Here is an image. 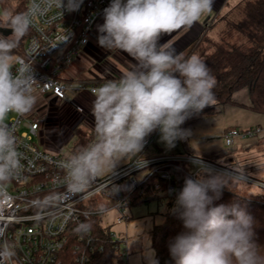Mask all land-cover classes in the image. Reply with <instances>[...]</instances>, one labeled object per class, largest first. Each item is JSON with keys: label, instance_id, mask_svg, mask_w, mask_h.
Returning <instances> with one entry per match:
<instances>
[{"label": "clouds", "instance_id": "9594fccd", "mask_svg": "<svg viewBox=\"0 0 264 264\" xmlns=\"http://www.w3.org/2000/svg\"><path fill=\"white\" fill-rule=\"evenodd\" d=\"M82 0H47L61 11L78 10ZM214 0H111L98 25V45L127 53L135 61L119 80L93 90L91 112L95 141L72 154L64 163V184L72 193L86 192L98 177L114 172L130 156H142L147 138L156 131L169 149L190 132L181 125L213 106L216 78L197 54L187 58L164 36L188 31L213 11ZM41 11L35 3L27 11L7 10L0 18V185L15 179L21 168L15 128L10 113L26 115L36 102L34 64L13 53ZM18 64L16 72L12 67ZM47 86V84H45ZM142 156L136 162L144 167ZM196 178H186L176 197L174 211L183 230L170 239L175 264H264V245L257 243L253 218L238 204L214 205L222 189L239 177L213 173L197 163ZM231 180V183L229 181ZM150 264L158 262L150 259Z\"/></svg>", "mask_w": 264, "mask_h": 264}, {"label": "built area", "instance_id": "2783aa9c", "mask_svg": "<svg viewBox=\"0 0 264 264\" xmlns=\"http://www.w3.org/2000/svg\"><path fill=\"white\" fill-rule=\"evenodd\" d=\"M32 3L33 0H26L25 11ZM35 3L41 11L34 19L29 36L21 40L26 43L20 51H16L19 47L14 51L18 53L14 57L34 64V78L41 84L36 87L35 94L52 95L50 106L61 115L59 125L65 133L76 126L89 125L92 120H88L91 109L82 107L80 100L95 99L94 89L109 80H116L101 75L88 82L63 78L64 70L72 69L92 46H99L97 26L104 22L103 10L111 0H82L78 10L72 12L61 11L55 5L48 7L47 0H35ZM18 67V64L13 65V73ZM14 114L10 113L5 122L15 128L22 168L15 179L0 185V264H87L89 253L93 251L89 236L77 233L75 243L70 245L77 227L95 215L101 216L104 225L109 227L105 218L110 211L118 213L117 223L129 222L132 219L129 213L131 194L140 191L154 174L167 184L166 194H174L177 183L169 169H179L180 163L195 166V171H189L193 179L199 171L197 163H201L213 173L236 176L264 187L262 182L190 156L144 158L146 165L137 167L136 162L153 143L154 138H151L140 153L142 156L137 155L113 173L98 177L86 192L72 193L64 184L63 163L68 158L44 149L48 134L37 119ZM64 114L68 115L66 121L62 120ZM22 128L28 131L21 132ZM34 137L40 138L41 143L35 142ZM237 139L262 140L264 126L233 128L223 136L224 144L229 148ZM113 237L128 257L126 242L114 233Z\"/></svg>", "mask_w": 264, "mask_h": 264}, {"label": "trees", "instance_id": "16d2710c", "mask_svg": "<svg viewBox=\"0 0 264 264\" xmlns=\"http://www.w3.org/2000/svg\"><path fill=\"white\" fill-rule=\"evenodd\" d=\"M0 5L3 12L7 10L12 13H22L26 9V0H0ZM233 12H237V18L227 22L220 41L211 43L207 35L210 29H207L198 43L194 42L188 47L185 57L196 54V49H199L202 42L209 43L208 49L199 56L207 63L216 78L213 104H232L236 92L248 89L250 109L264 115V0H242L230 13ZM29 34L30 32L24 38ZM23 44L24 42H21L20 46L22 47ZM156 133L157 131L151 134L147 140L154 138ZM95 139V132L89 134L80 132L73 152L80 151ZM260 142L264 143V139ZM132 157L134 159L136 156ZM179 165V169H169L177 183L174 194H166L167 184L155 174L141 186L140 191L131 194L132 206L166 201L164 220L161 224H155L152 231L151 247L158 264H175L169 253L168 243L183 230L182 221L174 208L177 194L182 190L185 179L191 177L186 164ZM260 182L264 183V181ZM258 187L261 191L250 196L225 187L220 198L214 201V205L238 204L253 218L255 239L257 243L264 245V187ZM76 230L70 245L75 243L78 233L89 236L93 248L89 253L87 264H127L124 249L120 248L119 242L113 237L111 227L104 225L101 216L95 215L90 220L84 221Z\"/></svg>", "mask_w": 264, "mask_h": 264}, {"label": "crops", "instance_id": "0c3cea01", "mask_svg": "<svg viewBox=\"0 0 264 264\" xmlns=\"http://www.w3.org/2000/svg\"><path fill=\"white\" fill-rule=\"evenodd\" d=\"M241 1L227 0L226 4L218 9L213 5V11L202 16L198 23L207 22L211 17L214 18L216 14L228 13ZM63 78L65 80L88 82L96 77L93 75H81L77 77L68 71L63 72ZM250 106L249 90L243 89L233 95L232 104H213V106L206 107L198 115L187 119L181 127L188 130L190 135L186 139L176 141V148H174L173 153L175 155L170 154L171 157L185 158L190 156L201 158L213 162L221 168L234 172L239 176L255 180L241 172L245 170V160L248 152L256 148L260 141L237 139L235 144L230 148L225 146L223 141V136L229 129H247L255 126H264V115L255 113L250 109ZM153 143H155V139H153ZM159 156L168 155H163L159 152L150 157ZM131 157L121 161L116 168L130 162ZM110 173L106 172L102 176H107ZM153 203L156 204L154 209H151L152 203L132 206L129 211L132 219L127 223L119 224L116 222L118 217L116 211H110L107 214L108 217L105 218V224L111 227V231H113L119 240L127 244V264H150V259L155 261V252L151 247L152 231L155 224L163 222L166 205L164 203ZM163 207L164 210L161 211ZM117 228H120V230L116 231Z\"/></svg>", "mask_w": 264, "mask_h": 264}, {"label": "rangeland", "instance_id": "374dc122", "mask_svg": "<svg viewBox=\"0 0 264 264\" xmlns=\"http://www.w3.org/2000/svg\"><path fill=\"white\" fill-rule=\"evenodd\" d=\"M227 0H214L215 8H221L225 5ZM235 8V7H234ZM232 8L228 13H219L214 16V18H210L209 21L203 23H196L190 30L188 31H179L173 33L171 36H164L161 43L171 42L173 43L177 53H183L186 56V51H188V47L192 45L194 42H199L202 35L205 34L207 29H210L208 32V38L211 43L220 41L222 37V33L227 26V22L231 19L237 18V12H232L234 9ZM3 10L0 5V16L3 17ZM229 15V16H228ZM224 17V19H223ZM26 42H24L25 44ZM210 46L207 42H202L199 46V49H196V54L200 55L205 49H208ZM19 46V50H20ZM16 50V51H19ZM211 51V50H210ZM18 53H14V56ZM135 61L132 60L127 53H124L119 50L109 51L100 46H92L89 52L83 56L81 59L77 60L72 69L64 70V72L70 71L71 74H75V76L81 75H93L94 77L104 76L107 79H116L119 80L122 74L132 68ZM73 76V75H72ZM37 102L32 109L23 117H28L32 119H37L38 123L43 129L47 132L46 140L44 141V149L53 154H59L66 158H69L72 154H74L73 149L74 145L78 140V135L80 132L91 133L94 132L95 118L92 115L88 120L92 119L89 125L83 124L76 126L75 129L62 132V128L60 127V116L56 109L50 106V101L52 99L51 94H42L36 93ZM94 99L86 98L80 100V105L83 107H88L91 109V104ZM60 104V102H59ZM51 107V108H50ZM16 115V114H14ZM65 116V117H64ZM66 114L62 116V120H67ZM11 117V116H9ZM94 119V120H93ZM44 125V126H43ZM41 127L39 129H41ZM28 131L26 128H22L21 132ZM155 143H152L148 149L144 152V158L153 156V154H158L159 152L163 155L171 156L170 154L174 153V148L169 149L163 142L160 141V133L157 131L155 137ZM35 142L41 143V139L38 137H34ZM261 141V140H259ZM53 142V143H52ZM178 147V146H177ZM159 151V152H158ZM175 155V154H173ZM133 159L131 157L130 161ZM245 170L242 171L244 175L255 179L257 182L264 181V143L259 142L258 146L254 149H251L248 152L247 158L245 160ZM188 170L190 172L195 171V166L189 165ZM101 177V176H100ZM236 177V176H234ZM250 179V178H249ZM231 183V181H229ZM237 184V186H236ZM228 188V187H227ZM234 191L240 192L243 195L250 196L252 193H258L261 191L260 187L253 182H246L243 179H239L235 181L230 188ZM166 205V201L163 202ZM156 204H151V209H154ZM164 210V207L161 211ZM108 216L106 215V218ZM120 228H117L116 231H119ZM113 232V231H112Z\"/></svg>", "mask_w": 264, "mask_h": 264}, {"label": "water", "instance_id": "95a60500", "mask_svg": "<svg viewBox=\"0 0 264 264\" xmlns=\"http://www.w3.org/2000/svg\"><path fill=\"white\" fill-rule=\"evenodd\" d=\"M0 33L7 36L11 34V30L10 29H0Z\"/></svg>", "mask_w": 264, "mask_h": 264}]
</instances>
